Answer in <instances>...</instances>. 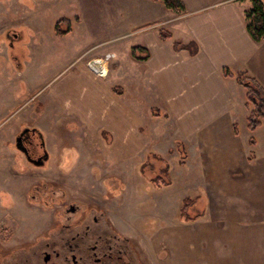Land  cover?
Here are the masks:
<instances>
[{
    "label": "crops",
    "instance_id": "1",
    "mask_svg": "<svg viewBox=\"0 0 264 264\" xmlns=\"http://www.w3.org/2000/svg\"><path fill=\"white\" fill-rule=\"evenodd\" d=\"M183 2L185 12L178 14L154 0H108L102 16L75 18L71 33L62 38L83 28L93 38L90 44L102 36L135 40L124 44L123 59L113 49L77 51L75 65L58 70L38 113L30 103L27 108L34 113L22 114L41 131L55 162L67 158L84 166L101 159L124 168L143 167L149 160L167 164L171 184L157 187L155 197L161 225L153 247L160 255L167 251L159 264H264V131L261 141L256 137L264 126L242 135L239 116L247 127L249 113L245 92L235 77L223 74L225 68L235 76L245 71L264 87V41L255 42L247 31L250 0ZM161 31L172 38L161 39ZM177 42H195L197 52L176 50ZM134 47L147 49L149 58L134 59ZM107 53L115 58L107 59ZM94 60H103L104 77L90 68ZM157 111L170 115L163 135H175V147H167L174 152L171 161L160 136L145 124V113ZM178 143L185 149L184 164ZM120 174L130 177L125 170ZM139 175L148 180L141 169ZM175 181L181 182L174 194L177 219L162 224L160 199ZM187 198L197 216L193 222L179 218Z\"/></svg>",
    "mask_w": 264,
    "mask_h": 264
},
{
    "label": "flooded vegetation",
    "instance_id": "2",
    "mask_svg": "<svg viewBox=\"0 0 264 264\" xmlns=\"http://www.w3.org/2000/svg\"><path fill=\"white\" fill-rule=\"evenodd\" d=\"M62 19L70 18L58 19L55 27ZM22 25L27 24L10 25L9 50L22 40ZM8 145L23 158L2 159L7 163L0 166V209L5 212L0 220V264H159L166 258L167 251L160 255L153 247L158 230L155 212L135 226L125 225L111 213L113 206L125 208L130 196L127 177L105 175L97 168L99 173L89 182L100 188H88L84 179L65 172L72 160L55 162L50 156L45 160L44 136L31 125L21 126ZM149 165L153 167L145 183L155 192L166 163L157 160ZM37 171L46 174L33 175ZM135 191L139 192L138 186Z\"/></svg>",
    "mask_w": 264,
    "mask_h": 264
},
{
    "label": "rangeland",
    "instance_id": "3",
    "mask_svg": "<svg viewBox=\"0 0 264 264\" xmlns=\"http://www.w3.org/2000/svg\"><path fill=\"white\" fill-rule=\"evenodd\" d=\"M33 1L34 0H0V166L7 163V161L4 162L2 159L23 158L13 145L9 146L8 144L15 140L13 138L19 133L21 126H34L31 120L22 113H38V104L56 82L52 80L59 73L58 70L62 65H75V54L77 51L81 50H91V53L98 54L107 49H113V51L117 53V57L120 56V58L123 59L122 55L126 46L124 44L135 40V37H132L125 40L115 39L110 41V38L102 36L98 37L96 41L90 44L89 41L93 40V38L87 37L83 32V28L77 29L75 34L69 36L68 40L55 35L54 28L58 19L68 17L76 21L75 18L79 19L80 16L87 14L88 16L90 15L89 18L93 16H102L104 10H107L108 6L106 2L108 0H36V5H33ZM22 19H24L23 21L27 24L22 25V29H20L22 40L15 41V48L9 50L10 41L9 38L6 37V33L9 31L10 25H17V28H20L19 25ZM87 23L91 26L97 24L95 21ZM27 27L33 28V30ZM89 54L90 52L86 53L79 61L88 59L89 56H91ZM107 54L105 55L107 59L113 60L115 58L114 54H111L113 58ZM14 57L16 61L13 60ZM18 64H21L20 68ZM132 80L136 82L135 77H133ZM131 89L136 91L135 86H131L130 91ZM30 103H33V106L36 107L34 112H31L28 110L30 108H27ZM144 103L148 105V102ZM159 112L160 113H158V111L156 113H145L144 119L147 128L155 129V133L160 136L161 143H164L165 152L167 153V147L169 145L175 147L173 139L175 135L170 131L167 132L168 134L165 136L163 135L165 127L169 126L168 122L170 115L169 113H161L162 111ZM248 114L246 117H248ZM10 115L11 117L8 118ZM242 119L243 114L239 116L242 135L245 131L250 134L251 132L244 126ZM262 131H264V127L259 129L256 135L260 141L263 138ZM155 142L158 144L159 140L157 139ZM173 153L174 152L171 151L166 155L167 159H170V161L172 160L171 155ZM179 159L180 158H177V164L179 163ZM140 167V165L137 167L130 165L125 168L116 165L109 166L104 160L98 159L97 162L84 166H75L72 163L65 169V172H69L72 177L84 179L85 182L90 185L88 188L98 190L100 188L99 184L95 182L94 184H90L91 179L94 178L93 174L95 172L99 173L97 168H100L105 175L110 173L120 174L121 171H127L130 174V177H127L130 196L126 199L124 210H120L116 206H113L111 213L113 216L122 220L125 225L135 226L139 221L145 219L144 222H146L149 220L147 219V214L150 212H155L157 217L159 216L155 208V197L157 193L156 191L150 192V186L140 177ZM151 168L150 165L145 166V172L150 173ZM0 174L3 175V172H0ZM39 174H46V172L37 171L33 173V175ZM185 178L186 180H190V178ZM191 181H194V175L191 177ZM113 183L112 181L110 184ZM175 183L176 187L171 189L172 192L170 191L168 196L166 195V197L160 199V202L165 204L160 212L164 215L165 219L162 224H167L170 220L174 221L177 219L178 207L174 204V194H176L181 182L175 181ZM136 186H138L139 189L138 193L135 191ZM192 213L193 212H191V214ZM4 215L5 212L0 209V220H2L1 218H3ZM156 220L154 224L159 228L161 221L159 219Z\"/></svg>",
    "mask_w": 264,
    "mask_h": 264
},
{
    "label": "trees",
    "instance_id": "4",
    "mask_svg": "<svg viewBox=\"0 0 264 264\" xmlns=\"http://www.w3.org/2000/svg\"><path fill=\"white\" fill-rule=\"evenodd\" d=\"M157 2H162L165 7L175 13L181 14L185 12V4L183 0H154ZM242 1V0H240ZM251 7L245 12V21L247 25V31L251 38L257 42L261 43L264 41V0H250ZM72 21L70 19L60 20L55 27V34L58 37H63L71 33L72 31ZM65 26V27H63ZM161 39L169 40L172 38L171 33L166 31H161ZM195 48L192 49L191 47ZM175 49L179 51L191 50V53L197 52V45L195 42L190 44H184L182 42H177L175 44ZM131 56L136 60H147L149 58V52L143 47H134L131 50ZM223 74L226 77H235L238 84L243 87L245 92V106L249 109V114L247 117V127L249 131L255 132L259 128L264 126V87L256 80L254 77L248 76L245 71L239 72L236 76L231 73L228 68L223 70ZM237 131V129H236ZM37 132L41 134V131L37 129ZM251 144H255L254 139H250ZM178 150L180 152V163L184 164L186 160V153L182 143H178ZM253 152L251 153V157ZM152 162L148 161L147 165ZM145 165V166H147ZM145 166L141 168L148 179L150 173H146ZM168 166L164 170V177H159L157 179V184L159 187L169 186L171 184V179L167 175L166 171ZM193 201L187 198L183 201V205L180 210L179 218L183 222H193L196 220L197 216L191 215L190 211L193 206Z\"/></svg>",
    "mask_w": 264,
    "mask_h": 264
},
{
    "label": "built area",
    "instance_id": "5",
    "mask_svg": "<svg viewBox=\"0 0 264 264\" xmlns=\"http://www.w3.org/2000/svg\"><path fill=\"white\" fill-rule=\"evenodd\" d=\"M23 20H24V19L21 20L20 24H25V22H24ZM11 26H14V25H11ZM103 69H104V67H103V65L100 63V61H98V64L92 68L93 72H94L96 75L101 76V77L104 76V74L102 73Z\"/></svg>",
    "mask_w": 264,
    "mask_h": 264
},
{
    "label": "water",
    "instance_id": "6",
    "mask_svg": "<svg viewBox=\"0 0 264 264\" xmlns=\"http://www.w3.org/2000/svg\"><path fill=\"white\" fill-rule=\"evenodd\" d=\"M97 64H98L97 61H93V62L91 63V67L93 68V67L96 66ZM27 130H29V129H27ZM27 130H25L24 132H26ZM24 132H23V133H24ZM18 140H19V139H18ZM49 156H50L49 152H48V151H45V160L48 159Z\"/></svg>",
    "mask_w": 264,
    "mask_h": 264
},
{
    "label": "bare ground",
    "instance_id": "7",
    "mask_svg": "<svg viewBox=\"0 0 264 264\" xmlns=\"http://www.w3.org/2000/svg\"><path fill=\"white\" fill-rule=\"evenodd\" d=\"M103 61V60H102ZM105 63V62H104ZM103 67H104V69H103V71H102V73L104 74V76L106 75V66L105 65H103Z\"/></svg>",
    "mask_w": 264,
    "mask_h": 264
}]
</instances>
